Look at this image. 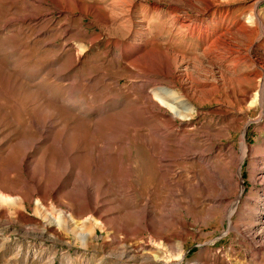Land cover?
Returning <instances> with one entry per match:
<instances>
[{
  "label": "rangeland",
  "instance_id": "obj_1",
  "mask_svg": "<svg viewBox=\"0 0 264 264\" xmlns=\"http://www.w3.org/2000/svg\"><path fill=\"white\" fill-rule=\"evenodd\" d=\"M138 2L137 19L159 3L149 14L152 30L166 27L171 0ZM181 2L180 14L190 18L193 10ZM217 3L231 21V44L218 49L214 61H246L264 37V0ZM63 9L53 0H0V188L8 195L25 190L28 172L15 144L37 138L32 160L46 205L77 212L87 236L49 224L35 202L26 209L0 207L11 221L0 215V264H264V228L257 230L264 184L253 180L254 168L264 166L262 106L251 99L243 110L196 101L194 117L178 120L176 129L186 133L166 131L159 113L170 111L145 84L148 74L123 61L124 46L99 36L93 16ZM238 22L250 29L240 32ZM201 36L194 39L201 48L188 42L169 48L186 56L181 65L194 77L214 80L220 66L209 71L216 55L211 47L203 51ZM263 45L264 38L255 49ZM153 48L149 43L144 50ZM233 116L247 126L233 129ZM48 117L50 133L41 140L37 125ZM68 165L73 173L51 197ZM211 171L230 180L228 193ZM87 183L93 187L88 195ZM96 199L97 213L87 212V201Z\"/></svg>",
  "mask_w": 264,
  "mask_h": 264
},
{
  "label": "bare ground",
  "instance_id": "obj_2",
  "mask_svg": "<svg viewBox=\"0 0 264 264\" xmlns=\"http://www.w3.org/2000/svg\"><path fill=\"white\" fill-rule=\"evenodd\" d=\"M181 1H185L190 7L186 9L193 10V14L188 13L190 18L180 14L183 10ZM53 2L62 6L65 10L69 11L76 9L83 16H93L95 18L93 24L99 26L101 29V34L99 36H103V34L108 35L111 37L114 45L124 46L123 61L128 62L129 65L135 66L137 70L148 74H146L148 79L145 84L153 86L150 89L154 95L159 98L161 105L170 111L159 113L166 123L164 128L166 131L172 133L173 131L178 132V130H181L176 129V127L180 128L181 126V124L178 123V120L188 121L194 117L196 112V101L202 103L211 102L227 104L234 109L243 110L246 109L245 105H247L251 99L253 104H260L262 106L264 113V45L260 50L255 49L264 37L261 35L258 43L254 44L249 50V54L246 57L247 60H244L245 62L236 60L233 64L223 66L218 64V61H214V58H217L220 54L219 50L231 44V38L229 36V25L231 21L228 19L227 11L217 3V0H171L168 9L172 14V17L161 24V26L166 24L164 29L166 31L168 30V39L166 42L165 39L162 38L165 33L164 29L159 27L157 32L152 30V22H154L155 16L149 17L151 9H157L159 3L154 2L151 7L144 8L143 12L145 15L143 14L140 16L141 19H137V14L139 12L138 7L140 6L138 0H104V4L99 6H94L95 4L91 5L88 3V0H53ZM159 16L162 15L159 14ZM249 29L250 28L247 26L246 22H238V30H240V32H246ZM217 32H220L219 35L216 34ZM197 36H201L200 40L205 47L203 51H206L209 47H211L212 50L214 48V54L216 56L210 57L212 61L210 60L209 71L213 73V68L218 65L220 66V75L219 77L215 76L214 80H211V77L209 78L208 76H203V78L201 75L198 77L199 73L198 76L195 75L194 77V75L188 72V68H183V65H181L184 60H186V56L184 57L182 52L176 54L171 48H169L174 44L182 45L187 42L191 47L197 46V48H201L200 43L197 40L194 41ZM149 43H151L154 48L150 51L144 50L146 44ZM238 48L240 49V46H238ZM200 63L202 64V61ZM195 64L196 63H194V67H196ZM206 71H208V69ZM150 78L151 80H149ZM151 99V96L147 97V100L152 101ZM147 112H149L150 115L153 113L150 109L147 110ZM116 116L114 117L115 119ZM50 119L51 118L48 117L47 120L37 125L39 128L38 131L41 133V140H45L50 133L48 127V123L51 122ZM110 121H112L111 118ZM97 122L99 123V121ZM231 122L235 125L234 128H231L237 129L240 126L242 129L240 124H245V119H238V117L233 116ZM181 132L186 133V130L182 129ZM36 139L29 141L24 139L15 144L17 151L20 150L23 153L22 160L24 169L28 172L25 178V183H23L25 184L23 188H25V190L28 188V191L23 189L14 191V193L8 195L0 188V207L16 210L19 206H22L23 209H26L27 202H35L37 211L49 222V224H56L60 229L70 228V230L77 233L82 240H86L87 233L83 232L82 226L79 224L78 219L80 216L77 212L75 213L72 211L73 209L68 211L67 208L66 210L59 208V211L51 210V208L46 205L48 196L42 194L43 180L40 177V173H35L38 163L36 160H32L33 149L39 142ZM62 141L63 140L57 142V144H59L58 147L61 150L64 149L63 146L65 145H63ZM242 145L246 156V153L250 150V146L245 134L242 137ZM202 157H204V155H202ZM253 158L257 160V156H253ZM72 171V166L69 165L64 169L61 178L56 181L51 188V197L59 193L63 186V180L70 177L71 173H73ZM254 172L255 173L253 174H255V177L253 180L257 182L259 179L264 184V166L254 168ZM213 176L218 178L216 181H218L219 185H222L221 187L224 192L228 193L231 185L230 180L226 179L227 177L219 175V173L216 174V172H212L211 178H213ZM84 186L86 194L87 191H90V193L93 191V187H91L90 183H87ZM88 198L90 199V197ZM99 202L100 200L97 199L96 202L87 201V204L89 203V209L87 212L97 213V206L100 205ZM257 210H259L258 213L261 216V222L263 223L262 225H257V230H261L264 228V196L262 198L261 206ZM0 215L4 218L7 224L11 223L9 215L5 210L1 211ZM256 235L261 236L262 232L257 231Z\"/></svg>",
  "mask_w": 264,
  "mask_h": 264
}]
</instances>
